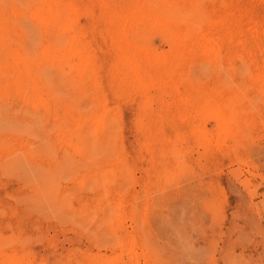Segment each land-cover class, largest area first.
Masks as SVG:
<instances>
[{
	"label": "rangeland",
	"instance_id": "374dc122",
	"mask_svg": "<svg viewBox=\"0 0 264 264\" xmlns=\"http://www.w3.org/2000/svg\"><path fill=\"white\" fill-rule=\"evenodd\" d=\"M0 264H264V0H0Z\"/></svg>",
	"mask_w": 264,
	"mask_h": 264
},
{
	"label": "bare ground",
	"instance_id": "6f19581e",
	"mask_svg": "<svg viewBox=\"0 0 264 264\" xmlns=\"http://www.w3.org/2000/svg\"><path fill=\"white\" fill-rule=\"evenodd\" d=\"M255 29V28H254Z\"/></svg>",
	"mask_w": 264,
	"mask_h": 264
}]
</instances>
